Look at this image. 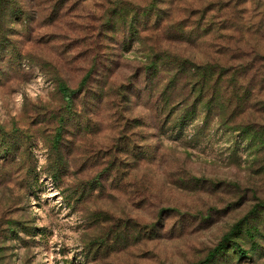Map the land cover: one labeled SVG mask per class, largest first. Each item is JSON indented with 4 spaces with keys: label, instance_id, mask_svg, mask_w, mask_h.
Returning <instances> with one entry per match:
<instances>
[{
    "label": "rangeland",
    "instance_id": "1",
    "mask_svg": "<svg viewBox=\"0 0 264 264\" xmlns=\"http://www.w3.org/2000/svg\"><path fill=\"white\" fill-rule=\"evenodd\" d=\"M0 264H264V0H0Z\"/></svg>",
    "mask_w": 264,
    "mask_h": 264
},
{
    "label": "trees",
    "instance_id": "2",
    "mask_svg": "<svg viewBox=\"0 0 264 264\" xmlns=\"http://www.w3.org/2000/svg\"><path fill=\"white\" fill-rule=\"evenodd\" d=\"M177 70L178 71H182V72H186L187 68H186L185 62H183V63L179 62V64H177ZM87 80H88V75L83 79V82H82V85H81L80 88L79 87L78 88H71L66 81H64L62 79L59 80L58 88L60 90V93L62 94V98H63V101H64V106L68 107V106H70L72 104V102L74 100V97L76 95V92H78V90L80 91L84 87V85L86 84ZM55 142L58 143L59 142V138H56ZM52 175L56 177V173H53ZM227 240H228V236H225L223 241L220 242L214 249H212V251L209 254V258L214 256L217 252L218 253H222L223 249L225 247V244L227 243L226 242ZM233 249H236L242 255H245V250H244V248L241 247L239 242L233 241Z\"/></svg>",
    "mask_w": 264,
    "mask_h": 264
}]
</instances>
